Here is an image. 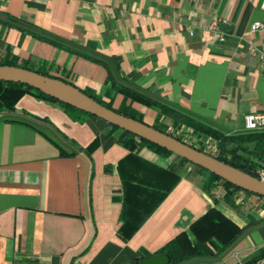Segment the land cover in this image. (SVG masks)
<instances>
[{"label": "crops", "instance_id": "obj_1", "mask_svg": "<svg viewBox=\"0 0 264 264\" xmlns=\"http://www.w3.org/2000/svg\"><path fill=\"white\" fill-rule=\"evenodd\" d=\"M262 3L0 0V63L46 71L170 132L180 114L241 134L264 113V28L252 29ZM121 133L32 93L0 113V264L133 263L182 233L194 242L211 207L255 226L221 255L182 264H261L264 198L226 200L191 162L129 148Z\"/></svg>", "mask_w": 264, "mask_h": 264}, {"label": "trees", "instance_id": "obj_2", "mask_svg": "<svg viewBox=\"0 0 264 264\" xmlns=\"http://www.w3.org/2000/svg\"><path fill=\"white\" fill-rule=\"evenodd\" d=\"M4 64L22 66L32 70H36L45 75H49L46 71L40 69H33L28 65L19 64L15 60L0 63V65H4ZM83 91L88 95L92 96L94 99L101 102L102 104L106 105L107 107L112 108L119 113L143 121L138 114L123 108L115 109L112 107V105L109 102H105L104 100L96 97L91 92H88L86 90ZM27 93H32L38 97L44 98L49 101L58 102L59 104H61L66 108H70L77 111H81L86 114H90L74 106H71L67 103H64L48 94H45L44 92L30 85L21 82L4 81V80H0V113L13 110L16 107V104L19 101V99ZM133 96L139 97V99H141L144 102L151 103L150 100H147V98L142 97L138 94H133ZM174 123L176 127H180L182 125L187 126L188 128L192 129L194 134L198 136L205 135L211 137L216 141L217 148L219 149L220 152L212 153L211 151H207L194 143H189L192 146L198 148L201 151L210 153L211 155L216 156L220 160L229 163L235 167H238L241 170L248 172L259 178L258 171L260 168L264 167V129L252 130V131L248 130L247 132L241 134L227 135L212 127L201 124L192 118L181 116L180 114H178V116L174 118ZM112 126L117 129H121L118 126L115 125ZM152 126L186 142L183 137L176 134L175 132L167 131L159 123H156ZM121 130L122 133L120 136V140L125 146L129 148L138 149L139 147L146 145L149 148L164 154H168V155L174 154L169 150L162 148L146 139L140 138L129 131L123 129ZM177 157L184 162H189L187 159H184L180 156ZM197 167L199 168L200 171L203 170L205 172H208L217 182L218 181L222 182V185L225 189L224 198L226 200H229L232 197H234V194L237 191H244L248 194H254L245 191L240 187H237L236 185L220 178L216 174H213L202 167L199 166ZM216 185L217 184H213L211 186L205 184V187L208 189H213L217 187ZM257 196L264 198V196L261 195H257ZM254 224L255 223L251 222L246 227L239 228L232 220L226 217L220 210H218L215 207H211L199 220L194 222L191 227L196 235V239L194 242H190L187 235L185 233H182L178 235L174 240H172L169 244L164 246L158 253H168L171 257V261L169 264H182L190 259L197 257H208V258L217 257L221 255L240 235H242L245 231H247L251 227L255 226ZM212 246L214 247V249L211 248ZM141 258L134 261L133 264H138ZM262 258H264V248L253 256V261H258L259 259Z\"/></svg>", "mask_w": 264, "mask_h": 264}, {"label": "water", "instance_id": "obj_3", "mask_svg": "<svg viewBox=\"0 0 264 264\" xmlns=\"http://www.w3.org/2000/svg\"><path fill=\"white\" fill-rule=\"evenodd\" d=\"M0 80L30 85L64 103L165 148L245 191L264 196V180L226 163L210 153L201 151L144 121L107 107L73 83L26 67L8 64L0 65ZM170 261L171 257L168 253H157L141 258L138 264H169Z\"/></svg>", "mask_w": 264, "mask_h": 264}, {"label": "built area", "instance_id": "obj_4", "mask_svg": "<svg viewBox=\"0 0 264 264\" xmlns=\"http://www.w3.org/2000/svg\"><path fill=\"white\" fill-rule=\"evenodd\" d=\"M262 7L264 8V0H263V3H262ZM264 28V23L261 22V21H256L252 24V29L253 30H259V29H262ZM193 32L191 31V34ZM215 39H218L220 41H223L225 39V36L222 32H215ZM258 56H259V59L260 61L264 64V49H261L258 51ZM186 127L183 125L181 127H179L175 133L180 135L181 133H186L187 129ZM264 129V113H252L250 114L248 117H247V130H263ZM190 131V130H189ZM186 143H193L192 141L184 138ZM201 139V138H200ZM202 141H205V140H202ZM212 144V142H209ZM258 174H259V178L261 180H264V167L260 168L259 171H258ZM239 202L243 203L244 200L242 198H239ZM261 264H264V260H261L260 262Z\"/></svg>", "mask_w": 264, "mask_h": 264}, {"label": "rangeland", "instance_id": "obj_5", "mask_svg": "<svg viewBox=\"0 0 264 264\" xmlns=\"http://www.w3.org/2000/svg\"><path fill=\"white\" fill-rule=\"evenodd\" d=\"M185 127H186L187 131H186V133H181L180 134L181 137L186 138V139L192 141L194 144L198 145L199 147H202L203 149H205L207 151H211L212 153H219L220 152L219 149L217 148L216 141H214V143L212 142V140H214V139H212L209 136H205V135L204 136H198V135H196V134L193 133L192 129L188 128L187 126H185ZM202 137H206L205 138V141H202V139H200ZM209 142H212V144L209 143ZM191 164L194 165V166H196L193 163H191ZM195 168H198V167H195ZM201 171L205 174L204 175V185L205 184H208V185H211V186L213 184H217L216 186H220L221 185L222 188H223V190H221L219 187H217V188H219L218 191L219 192L222 191L225 194V189H224L221 181H218L217 182L208 172H205L203 170H201ZM215 182H217V183H215ZM211 248L214 249L213 246Z\"/></svg>", "mask_w": 264, "mask_h": 264}]
</instances>
